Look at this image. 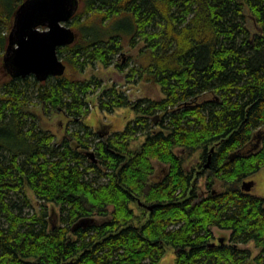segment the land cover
<instances>
[{
    "label": "trees",
    "instance_id": "16d2710c",
    "mask_svg": "<svg viewBox=\"0 0 264 264\" xmlns=\"http://www.w3.org/2000/svg\"><path fill=\"white\" fill-rule=\"evenodd\" d=\"M11 17L0 7V52ZM72 19L82 35L58 48L64 73L7 72L1 86L0 264H159L168 248L173 264H264V197L242 188L264 167V134L258 150L243 151L264 126V0H86ZM125 37L144 42L140 65L117 64ZM98 63L130 68L128 81H154L164 96L104 89L100 109L136 117L98 132L85 119L103 82L75 77ZM31 104L76 126L57 141ZM196 152L202 161L186 168ZM155 160L166 165L159 180ZM215 227L230 231L223 243ZM250 242L255 256L240 246Z\"/></svg>",
    "mask_w": 264,
    "mask_h": 264
},
{
    "label": "rangeland",
    "instance_id": "374dc122",
    "mask_svg": "<svg viewBox=\"0 0 264 264\" xmlns=\"http://www.w3.org/2000/svg\"><path fill=\"white\" fill-rule=\"evenodd\" d=\"M14 0H1L0 1V7L5 8V10H10L11 14V20L14 21V18L19 11V9L22 7V5L25 3H21L19 6L14 5ZM77 2V0L75 1ZM86 5V0H78V8L76 13H80L84 10V7ZM76 6V5H75ZM96 19H99L98 17ZM74 19H71L67 25L72 28L74 31L76 38L78 39L82 35V30L79 26H75L72 24ZM93 22H97V20H93ZM118 23L112 24L113 28H117ZM13 25V22H12ZM9 27L4 28V33L7 35L8 43L9 44V38H10V32ZM41 29H44V27H40ZM85 28V27H84ZM84 30V29H83ZM125 47L121 53V56L118 57L117 64H127L130 63V66L132 65H140L142 62V59L140 58V50L144 47V42L138 43L136 47H132L129 44L128 37L124 38ZM8 47L5 51L0 52V90L1 86L6 83L7 79H9V74L12 72L9 71L5 64V57ZM9 65V63H8ZM10 66V65H9ZM7 69V71H6ZM67 71L69 73H73L74 70L72 66H69ZM8 72V73H7ZM130 73V68H126L124 71H121L116 64H113L111 66H104L100 63H98L95 66H88L83 72H75V77L85 80L89 79L92 76H96L99 79L102 80L103 85L98 90V92L94 95H89L88 102L90 103V113L88 117L85 119V122L92 126L96 131L103 132V133H110L118 129H123L126 126V123L134 119L136 117L135 112L128 108V107H121L112 113H108L106 111H103L99 108V101L98 97L101 94V92L104 89L110 88L113 85H116L118 89L124 91L128 97L131 100H138L142 98H151V99H160L164 96L162 89L159 84H157L154 81H147V79H141L137 80L136 82H130L127 79V75ZM29 108L32 110L33 114L38 116L39 122L41 123L42 127L44 129H49L52 132L56 134L57 141H60L66 134L67 125L70 126V128H74L76 125L74 124L71 119H69L63 112H60L58 110H49L46 112L43 108V105L37 104L33 105L31 104ZM255 138L250 142L249 146L246 147L243 151L244 152H250V151H256L260 147L261 139L259 138L264 134V126L259 128L255 131ZM145 139L144 136H141L137 141L132 143L133 147L140 146L143 140ZM73 145L76 146V142H73ZM177 153L184 154L181 149H176ZM201 152H196L192 155L185 154L184 159V166L188 169L197 166L201 162ZM156 171L153 174L154 180H159L162 178V176L165 173L166 165L162 164L158 160L154 161ZM206 177H203L199 180L200 185V194H207L208 190L206 187ZM247 181H254L253 188L249 191L252 194H255L260 197H264V167L257 173L251 175L250 177L246 178ZM242 184V183H241ZM214 189L218 191H223L225 189V186L222 181L216 180L215 184L213 186ZM29 195L32 197L33 203L36 207L38 206V201L33 196L32 192H29ZM96 220L98 222H102L104 218L102 217H96ZM213 231L215 233L216 242H218V239L220 237H225L226 240L230 236V231L221 230L219 228H213ZM243 248H249L252 250L253 256L257 255L259 252V249H257L254 245V243L250 242L248 244H242L240 245ZM175 260V253L172 249L168 248V252L166 256L162 259V261L159 264H173Z\"/></svg>",
    "mask_w": 264,
    "mask_h": 264
},
{
    "label": "water",
    "instance_id": "95a60500",
    "mask_svg": "<svg viewBox=\"0 0 264 264\" xmlns=\"http://www.w3.org/2000/svg\"><path fill=\"white\" fill-rule=\"evenodd\" d=\"M75 1H24L14 18L9 46L4 55L5 64L13 76L34 74L39 79H46L64 73L66 65L58 55V48L76 40L74 31L67 25L77 11L78 0ZM210 160L211 155L206 166H209ZM253 186L254 181L245 180L242 184L247 192ZM153 207L148 206L150 210ZM225 240V237H220L221 243Z\"/></svg>",
    "mask_w": 264,
    "mask_h": 264
},
{
    "label": "flooded vegetation",
    "instance_id": "af4514ba",
    "mask_svg": "<svg viewBox=\"0 0 264 264\" xmlns=\"http://www.w3.org/2000/svg\"><path fill=\"white\" fill-rule=\"evenodd\" d=\"M45 28V27H44Z\"/></svg>",
    "mask_w": 264,
    "mask_h": 264
}]
</instances>
